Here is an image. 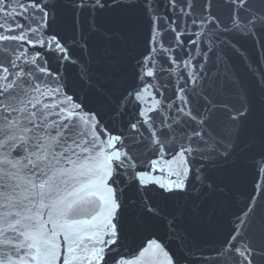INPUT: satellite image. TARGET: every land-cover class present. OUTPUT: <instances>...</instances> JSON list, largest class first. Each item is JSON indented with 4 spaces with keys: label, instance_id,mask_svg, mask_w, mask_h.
<instances>
[{
    "label": "snow or ice",
    "instance_id": "1",
    "mask_svg": "<svg viewBox=\"0 0 264 264\" xmlns=\"http://www.w3.org/2000/svg\"><path fill=\"white\" fill-rule=\"evenodd\" d=\"M252 168L264 0H0V264H264Z\"/></svg>",
    "mask_w": 264,
    "mask_h": 264
},
{
    "label": "water",
    "instance_id": "2",
    "mask_svg": "<svg viewBox=\"0 0 264 264\" xmlns=\"http://www.w3.org/2000/svg\"><path fill=\"white\" fill-rule=\"evenodd\" d=\"M67 74L69 77L75 75V69L69 66L67 68ZM264 181V173H261L259 177L256 176V169L252 168L249 170L246 178H245V194L247 191L251 190V186L254 182ZM241 201L243 197L240 198ZM243 204L238 203H227V204H220L219 211H220V232L217 233L216 237H205L198 233L192 232L191 236L195 237V239L200 243H206L210 239L214 238H222V235L226 232L229 220L237 213H239L240 209L242 208ZM183 227H187V224L182 225ZM190 231V230H189ZM129 258H134L130 256Z\"/></svg>",
    "mask_w": 264,
    "mask_h": 264
}]
</instances>
